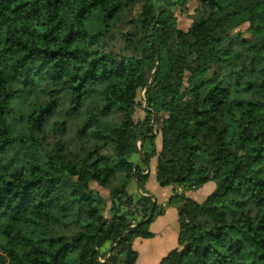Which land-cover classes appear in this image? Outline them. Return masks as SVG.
<instances>
[{
	"label": "clouds",
	"instance_id": "9594fccd",
	"mask_svg": "<svg viewBox=\"0 0 264 264\" xmlns=\"http://www.w3.org/2000/svg\"><path fill=\"white\" fill-rule=\"evenodd\" d=\"M0 264H264V0H0Z\"/></svg>",
	"mask_w": 264,
	"mask_h": 264
},
{
	"label": "crops",
	"instance_id": "0c3cea01",
	"mask_svg": "<svg viewBox=\"0 0 264 264\" xmlns=\"http://www.w3.org/2000/svg\"><path fill=\"white\" fill-rule=\"evenodd\" d=\"M166 191V190H165ZM163 223H164V218L162 217L161 219H160V221H159V226H163ZM148 241H146V243H147Z\"/></svg>",
	"mask_w": 264,
	"mask_h": 264
}]
</instances>
